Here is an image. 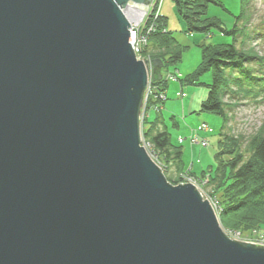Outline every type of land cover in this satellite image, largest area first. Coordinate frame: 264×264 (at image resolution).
I'll use <instances>...</instances> for the list:
<instances>
[{
	"label": "water",
	"instance_id": "1",
	"mask_svg": "<svg viewBox=\"0 0 264 264\" xmlns=\"http://www.w3.org/2000/svg\"><path fill=\"white\" fill-rule=\"evenodd\" d=\"M128 1L0 0V264H264L141 145Z\"/></svg>",
	"mask_w": 264,
	"mask_h": 264
},
{
	"label": "rangeland",
	"instance_id": "2",
	"mask_svg": "<svg viewBox=\"0 0 264 264\" xmlns=\"http://www.w3.org/2000/svg\"><path fill=\"white\" fill-rule=\"evenodd\" d=\"M231 11L224 10L215 4L210 5L207 16L221 20L223 26H227L225 16L235 22L240 14L243 0H220ZM154 6L150 7L151 15L146 16L144 21L129 19L131 29L137 30L136 39L129 38L134 52L139 60L144 61L149 69L148 85L144 93L140 112V127L142 144L150 157L161 167L166 179L170 184L182 185L192 184L208 200L214 209L216 216L225 234L232 240L246 242L264 247V228H252L249 230L225 228L221 222L222 207L213 195L209 194L211 186L205 187L208 177H202L204 170L210 171V167L216 164L215 154L221 145L223 136L220 133H228L238 137L243 136L242 145L249 141L250 136L255 133L264 123V91L259 94L245 91L232 93L228 91L225 101L228 103L226 111L228 121L220 115L211 112H201L203 102L208 98L209 88L206 85H195L189 81L187 76L194 74L202 61V45H209L217 42H231V36H222L220 31L212 28V33L203 31L187 32V23L178 14L173 0H153ZM162 2V3H161ZM138 6H145L149 2L136 3ZM123 13L126 15L124 7ZM249 11V12H248ZM247 33L238 38L237 45L242 48L253 47L261 56H264V0H251L248 5ZM166 16L168 25L164 31H172L173 36L181 45L187 49L183 54L182 61L176 66H170L168 62L158 57L143 56L146 47L150 46L151 36L158 28L161 15ZM244 21L240 22L242 26ZM230 27V25L228 24ZM144 31L142 32V29ZM244 44H242V42ZM255 66V70L260 69ZM264 70V69H263ZM257 72H260L259 70ZM264 72V71H263ZM162 81L159 85L156 82ZM211 72L204 74L200 82L210 83ZM233 88H236L233 86ZM149 94V96H147ZM151 100L153 107H148ZM156 103V104H155ZM156 115L165 120L172 143L182 145L184 171H178L175 166L167 168L162 158L154 151L152 145L145 141L143 131L150 126L149 120ZM221 142V143H220ZM231 151V150H228ZM248 156V154H247ZM167 164V163H166ZM192 168L194 173L189 172ZM176 179L177 184L173 182ZM263 245V246H262Z\"/></svg>",
	"mask_w": 264,
	"mask_h": 264
},
{
	"label": "trees",
	"instance_id": "3",
	"mask_svg": "<svg viewBox=\"0 0 264 264\" xmlns=\"http://www.w3.org/2000/svg\"><path fill=\"white\" fill-rule=\"evenodd\" d=\"M173 1L178 14L187 23V32L211 33L212 28H216L223 32L222 36L232 37L231 42L202 45V61L194 74L187 76L195 85H206L209 88L208 98L200 111L220 115L227 123L228 103L225 96L228 91L235 94L244 91L247 94H259L264 91V56L259 55L253 47L247 49L237 45L239 36L246 31V27L241 29L237 25L247 20L251 0H243L240 14L234 17L235 27L231 29L223 26L221 20L207 16L213 4L231 12L220 0ZM167 19L161 15L158 28L152 34L150 46L146 47L143 56L158 57L176 67L182 61L187 47L177 42L172 31H164L168 25ZM255 66L261 67L258 69L260 72L255 70ZM208 72L212 75L211 82H200L201 77ZM156 82L159 85L163 83L158 79ZM153 105L154 101L151 100L148 107ZM149 123L150 126L143 131L145 141L152 145L167 168L175 166L178 171H184L182 145L172 143L165 120L156 115ZM220 135L224 139H221L222 143L215 154L216 164L210 167V171L204 170L200 178L208 177L205 187L211 186L209 194L218 199L222 207V225L233 230L264 228V123L250 136L247 144L242 145L241 135L236 137L222 132ZM189 172L194 173L192 168ZM173 182L178 183L176 179Z\"/></svg>",
	"mask_w": 264,
	"mask_h": 264
},
{
	"label": "bare ground",
	"instance_id": "4",
	"mask_svg": "<svg viewBox=\"0 0 264 264\" xmlns=\"http://www.w3.org/2000/svg\"><path fill=\"white\" fill-rule=\"evenodd\" d=\"M154 3L153 0L149 1V4L145 5V6H138V4H136L135 2H133L132 0H129L126 4L122 5V7H124V10H125V13H126V17L129 18V19H137V20H141V21H144V19L146 18L147 14L148 15H151V9L150 7H153L154 6ZM244 21L243 25L241 26L240 25V22H239V25H237L239 28H245L247 27V23L250 21V17L247 16V20H242ZM225 22L227 24V26H225L227 29H231V28H234L235 27V24H236V21L234 22L233 20H231L228 16H225ZM228 24L230 25V27L228 26ZM132 31L135 30V28L131 29ZM138 30V29H137ZM135 30V31H137ZM144 31V28L142 29V32ZM211 31V30H210ZM209 31V32H210ZM220 31V30H219ZM138 32V31H137ZM213 31H211L212 33ZM246 32L247 30L245 31V33L243 34L242 36V39H244V37L246 36ZM220 33L223 35V32L220 31ZM130 37L131 39H136L135 36H133L131 33H130ZM147 47V46H145ZM144 62V61H143ZM148 69V68H147ZM149 69H148V74H149ZM146 92V90H145ZM144 92V93H145ZM149 96V94L147 95ZM144 97V96H143Z\"/></svg>",
	"mask_w": 264,
	"mask_h": 264
},
{
	"label": "built area",
	"instance_id": "5",
	"mask_svg": "<svg viewBox=\"0 0 264 264\" xmlns=\"http://www.w3.org/2000/svg\"><path fill=\"white\" fill-rule=\"evenodd\" d=\"M162 3V2H161ZM137 31L133 30V36L137 37ZM258 245V244H257ZM263 246V245H262Z\"/></svg>",
	"mask_w": 264,
	"mask_h": 264
}]
</instances>
